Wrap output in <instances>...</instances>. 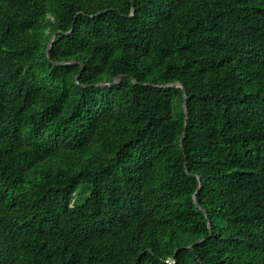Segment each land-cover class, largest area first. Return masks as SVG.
<instances>
[{"label":"trees","instance_id":"trees-1","mask_svg":"<svg viewBox=\"0 0 264 264\" xmlns=\"http://www.w3.org/2000/svg\"><path fill=\"white\" fill-rule=\"evenodd\" d=\"M0 264H264V0H0Z\"/></svg>","mask_w":264,"mask_h":264},{"label":"water","instance_id":"water-1","mask_svg":"<svg viewBox=\"0 0 264 264\" xmlns=\"http://www.w3.org/2000/svg\"><path fill=\"white\" fill-rule=\"evenodd\" d=\"M131 3H132V5H133V0H131ZM72 28H73V23L71 24V28H70V30H69V31H66L65 33H69V32L72 30ZM56 33H57V32L53 33V34L50 36L49 41H48V44H47V48H46V56H47V58H48L49 61H51L50 58H49V57H50L49 49H50L51 43H52L53 38H54V36H55ZM52 63H53L54 65H56V64H60V63H62V62H52ZM82 67H83V64H81V69H82ZM125 75H126V74H120V75L116 76L111 82H101V83H98V85L106 86V85H113V84H116V83H118V82L121 80V78L124 77ZM177 85H178L179 87H182V88H183V86H182L181 84L177 83ZM183 92H184L183 98L185 99V91H184V89H183ZM183 107H184V113H185V122H184V130H183V132H182V137H181V140H180V141H182V138H183V136H184V132H185V128H186V125H187V124H186V122H187V110H186V106H185V101H184V103H183ZM198 180H199V178H198ZM193 200H194L195 204L198 205L197 200H196V196H195V195H194ZM208 225H209V223H208Z\"/></svg>","mask_w":264,"mask_h":264}]
</instances>
